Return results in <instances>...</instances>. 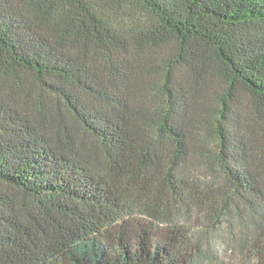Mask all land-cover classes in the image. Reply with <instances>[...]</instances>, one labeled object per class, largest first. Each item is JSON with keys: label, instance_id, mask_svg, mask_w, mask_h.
<instances>
[{"label": "trees", "instance_id": "trees-1", "mask_svg": "<svg viewBox=\"0 0 264 264\" xmlns=\"http://www.w3.org/2000/svg\"><path fill=\"white\" fill-rule=\"evenodd\" d=\"M262 186L264 0H0V264H250Z\"/></svg>", "mask_w": 264, "mask_h": 264}, {"label": "rangeland", "instance_id": "rangeland-1", "mask_svg": "<svg viewBox=\"0 0 264 264\" xmlns=\"http://www.w3.org/2000/svg\"><path fill=\"white\" fill-rule=\"evenodd\" d=\"M240 97L243 103L248 102L245 93H241ZM199 174L203 177L202 172H199ZM260 190L264 195V186ZM205 191V189L200 191L202 192L200 195L201 198L202 196L204 197ZM202 199L206 200L205 198ZM205 216L206 214H199L198 210H195L193 213L181 217L182 223L193 235L194 244L203 252L204 259L213 262L212 264H238V260H242L239 244L244 238L248 241V238L251 236L249 230L252 229V224L243 219L247 226H242L239 218L236 216H233L234 220L230 221V223L221 221L219 224H214V220H210ZM231 231H234L236 234L234 241H231ZM240 231L244 233H239ZM247 241H245L246 244ZM246 256L250 264L254 262V264H264L263 253L261 254V259L258 256L255 257L254 253H250L249 255L247 253Z\"/></svg>", "mask_w": 264, "mask_h": 264}]
</instances>
